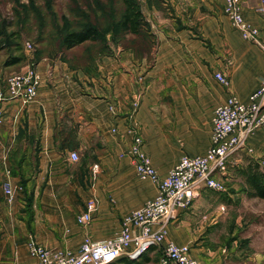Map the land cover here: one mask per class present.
Listing matches in <instances>:
<instances>
[{
	"label": "crops",
	"instance_id": "0c3cea01",
	"mask_svg": "<svg viewBox=\"0 0 264 264\" xmlns=\"http://www.w3.org/2000/svg\"><path fill=\"white\" fill-rule=\"evenodd\" d=\"M242 2L245 19L263 27L260 0ZM224 4L141 0L139 42L119 43L113 54L83 53L96 46L87 41L33 63L40 75L36 98L27 105L18 99L3 103L0 264H36L31 242L75 251L87 234L96 241L111 238L127 213L157 195L156 185L138 176L128 154L130 127L143 136L161 177L182 155L206 153L215 109L229 95L249 101L264 74V51L242 37ZM217 71L227 74V86L215 78ZM250 145L252 154L232 159L226 190L204 189L166 225V238L190 246L201 264H264L263 227L260 233L240 234L244 221L251 231L264 223V210L255 208L264 200L249 196L241 171L250 160L246 156L259 163L264 157V127ZM6 181L14 189L12 201L3 188ZM90 199L96 210L83 227L77 216ZM153 253L159 264L160 250L146 255Z\"/></svg>",
	"mask_w": 264,
	"mask_h": 264
},
{
	"label": "built area",
	"instance_id": "2783aa9c",
	"mask_svg": "<svg viewBox=\"0 0 264 264\" xmlns=\"http://www.w3.org/2000/svg\"><path fill=\"white\" fill-rule=\"evenodd\" d=\"M242 0H225L224 13L230 18L242 37L259 45L264 51V26L249 23L243 14ZM258 12L264 18V0H260ZM25 49L32 50L30 41ZM215 78L224 86L229 84L228 76L222 71ZM4 87L0 90V125L5 120L3 103L20 100L31 103L37 96L40 75L34 64L7 74ZM112 112L117 104L109 105ZM264 127V74L259 87L244 102L235 95H229L220 104L213 116L211 145L205 154L182 155L166 177H161L151 157L144 150V138L135 127H130L132 144L128 150L138 176L150 180L157 187V195L142 206L123 217L121 230L111 238L96 241L87 234L75 251L50 250L37 242L30 243V253L36 264H110L122 257L138 260L152 250H160L159 264H201L192 257L190 246L180 245L166 238V225L177 219L179 213L191 207L206 188L226 190L225 177L232 159L239 153L252 154L251 138ZM117 129H113L116 132ZM74 161L79 159L71 153ZM9 199L13 200L14 189L10 181L3 185ZM96 201L90 199L84 212L77 216V222L87 227L92 222Z\"/></svg>",
	"mask_w": 264,
	"mask_h": 264
},
{
	"label": "rangeland",
	"instance_id": "374dc122",
	"mask_svg": "<svg viewBox=\"0 0 264 264\" xmlns=\"http://www.w3.org/2000/svg\"><path fill=\"white\" fill-rule=\"evenodd\" d=\"M135 1L142 11L141 0ZM124 11L123 0H0L1 82L10 72L35 63L38 59L61 56L66 51L65 36L89 26L98 29L99 38L96 41H89L96 46L83 50V53L113 54L119 43L139 42L141 39L139 34H132L121 25ZM26 41L33 44L31 51L25 49ZM260 159V164L264 167V157ZM235 169L234 172L239 174L240 167ZM238 174L237 177H240ZM229 183L226 180L227 187ZM250 200L247 199L246 202ZM263 200L261 198L259 201ZM260 203L262 204L255 205V208L264 210V202ZM244 222L240 227L241 236L260 233L261 227L264 229L263 222L258 223L259 229L256 231L246 228ZM156 255L153 253L152 257L149 256L151 262L147 264H158ZM124 259H119L123 261L118 264H127Z\"/></svg>",
	"mask_w": 264,
	"mask_h": 264
},
{
	"label": "trees",
	"instance_id": "16d2710c",
	"mask_svg": "<svg viewBox=\"0 0 264 264\" xmlns=\"http://www.w3.org/2000/svg\"><path fill=\"white\" fill-rule=\"evenodd\" d=\"M125 4V11L121 22L128 32L132 34H140L141 28L144 25L143 13L140 6L135 0H123ZM99 38V31L94 26H89L79 31L68 33L64 38V47L70 49L76 47L87 41H96ZM242 174L246 177L248 185V194L252 197H259L264 199V167L258 161L252 159L241 169ZM146 255V254H145ZM144 255V256H145ZM142 256L141 260H130L124 257L127 264H145L149 258ZM123 258V257H122ZM144 258V259H143ZM123 260H117L110 264H118Z\"/></svg>",
	"mask_w": 264,
	"mask_h": 264
}]
</instances>
